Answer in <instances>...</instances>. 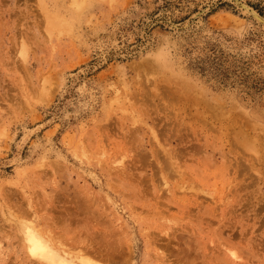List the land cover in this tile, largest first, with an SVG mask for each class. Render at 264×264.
<instances>
[{
  "label": "rangeland",
  "instance_id": "1",
  "mask_svg": "<svg viewBox=\"0 0 264 264\" xmlns=\"http://www.w3.org/2000/svg\"><path fill=\"white\" fill-rule=\"evenodd\" d=\"M72 2L0 0V264L24 259L21 203L69 237L110 227L125 264H164L177 241L208 264H264V188L243 171L264 151V0Z\"/></svg>",
  "mask_w": 264,
  "mask_h": 264
},
{
  "label": "snow or ice",
  "instance_id": "2",
  "mask_svg": "<svg viewBox=\"0 0 264 264\" xmlns=\"http://www.w3.org/2000/svg\"><path fill=\"white\" fill-rule=\"evenodd\" d=\"M86 4L84 0H73L71 7L82 8ZM185 7H188L185 4ZM196 7L195 0H192L191 8L194 10ZM138 35V34H137ZM264 36V33L261 34ZM165 39H170V37H165ZM179 39V38H178ZM191 42L188 44L181 45V47H189ZM27 49L22 48L20 51V56L24 57ZM261 54L264 55V44L261 45ZM204 53V49H199L194 51V55L199 56ZM207 55V53H204ZM157 59H159L157 57ZM234 59V58H233ZM213 69L216 75L220 77H230L233 78L237 83L241 82V77L244 75L243 68H237L236 64H228L225 61H221L218 65L214 64ZM251 119H257L255 114H252ZM260 127L264 129V109L258 117ZM261 142L264 144V136H261ZM249 151L253 152L254 158H250L246 162L244 173L247 176L250 172H254L252 180L255 181L259 178V183L262 188H264V151H261L259 155L255 154L254 148H249ZM259 162V171H256V163ZM134 162V161H133ZM123 163V161H120ZM168 167V161L164 160L161 163V168L166 169ZM73 212V217L76 222L86 219L88 214V209L83 205H76ZM264 212V208L261 209ZM19 216L21 217L19 223L23 229V240H24V259L19 262V264H56L53 259L54 252L53 248H59L64 250V254L67 255L68 251L64 249V245L69 242L70 239H75L79 246H90L95 253V257L89 259L86 264H125V261L119 258L120 250L117 249L115 244V236L112 233L110 227L104 226L101 228H92L90 225L85 227H80L77 229L79 236L76 233H72L69 237L68 233L70 229L63 227L64 220L66 218L57 219L56 223L60 224L61 227L53 228L52 221L49 220L48 216L41 212L40 209H32L29 203L27 207L21 203V207L18 209ZM35 213H40L39 215ZM251 215V211L249 212ZM260 225L261 229H264V214L260 215ZM169 227L166 229L158 230L161 236H169V241L176 240V233L179 231V222L169 220ZM175 223L177 228L174 230L171 225ZM39 225V226H37ZM170 233H173L170 235ZM252 238L249 237V240ZM261 247L264 248V231H261L258 235ZM207 241L201 245L197 251H203L206 247ZM214 247V246H213ZM159 255H164L159 249L156 250ZM168 256L164 261V264H208L207 261L201 262L198 258L193 259L191 257L192 249L189 247L188 243H181L177 241L176 243H170L169 248L166 249ZM228 255L233 261L238 259L236 251H229ZM60 264H69L67 261H60ZM127 264H135L134 261L129 260Z\"/></svg>",
  "mask_w": 264,
  "mask_h": 264
},
{
  "label": "bare ground",
  "instance_id": "3",
  "mask_svg": "<svg viewBox=\"0 0 264 264\" xmlns=\"http://www.w3.org/2000/svg\"><path fill=\"white\" fill-rule=\"evenodd\" d=\"M237 4V3H236ZM246 9V8H245ZM244 9V10H245ZM245 11H249L248 9L247 10H245ZM247 13V12H246ZM249 13V12H248ZM251 13V12H250ZM252 15H254L253 13H251ZM257 15V14H256ZM260 17V16H259ZM200 24V23H199ZM187 88V87H186ZM184 101V100H183ZM188 113V112H187ZM244 152V151H243ZM127 155V154H126ZM172 155V154H171ZM183 155V154H182ZM123 156V155H122ZM168 161V160H167ZM180 161V160H179ZM240 161V160H239ZM161 162V161H160ZM239 163V162H238ZM149 164V163H148ZM123 165V164H122ZM159 165V164H158ZM119 167H121V166H119ZM123 167H124V165H123ZM122 167V169H124ZM245 167V166H244ZM121 169V168H120ZM164 170H166V169H164ZM119 171V170H118ZM244 171V170H243ZM125 172V171H124ZM128 172V171H127ZM165 172H167V171H165ZM170 172V171H169ZM121 174V173H120ZM124 176V174L122 175V177ZM168 177V176H167ZM173 177V176H172ZM177 179V178H176ZM193 188V187H192ZM192 188H191V190H192ZM197 190V189H196ZM193 191V190H192ZM198 191V190H197ZM195 192V191H194ZM200 192V191H199ZM207 192V191H206ZM233 192V191H232ZM84 193V192H83ZM192 193V192H191ZM85 194V193H84ZM206 194V193H205ZM232 196H234V194L232 195ZM91 197V196H90ZM66 198V197H65ZM54 198H52V200H53ZM86 199V198H85ZM84 199V203H86V205H87V201ZM67 200V199H66ZM54 201V200H53ZM52 201V202H53ZM86 201V202H85ZM88 204H90V201L88 200ZM185 202V201H184ZM193 202V201H192ZM201 203V202H200ZM50 205V204H49ZM91 205V204H90ZM89 205V206H90ZM229 205V204H228ZM52 206V205H51ZM89 206H87V207H89ZM35 207V206H34ZM89 209V208H88ZM218 209V208H217ZM191 210V209H190ZM217 211V210H216ZM72 212V211H71ZM89 212V211H88ZM258 213V212H257ZM214 214H215V212H214ZM54 215V214H53ZM64 215V214H63ZM70 213H69V218H67V219H72V215H71V217H70ZM90 215V214H89ZM217 216H218V214H217ZM50 217H53V216H50ZM61 217H63V216H61ZM66 217V216H65ZM97 217V216H96ZM195 217V216H194ZM48 218H49V216H48ZM59 218V217H58ZM64 218V217H63ZM89 218H90V216H89ZM220 218V217H219ZM51 220H52V218H50ZM91 219V218H90ZM96 219V218H95ZM53 220H54V218H53ZM57 220V219H56ZM69 220V221H70ZM73 221H74V218L72 219ZM86 220V219H85ZM85 220H83L84 222H86ZM81 221V220H80ZM79 221V222H80ZM94 221V220H93ZM168 221V220H167ZM19 223V222H18ZM71 223V222H70ZM69 223V224H70ZM73 223V222H72ZM55 224H56V222H55ZM89 225H91L90 224V222L88 223ZM97 224V223H96ZM57 226V225H56ZM61 226V225H60ZM72 226H74V225H72ZM91 226H96V225H91ZM101 226V225H100ZM18 227V226H17ZM20 227V230H21V234H22V240H23V229H22V227H21V225L19 226ZM72 230H73V228H72ZM213 230V229H212ZM79 236V235H78ZM71 237V236H70ZM23 244H24V240H23ZM69 245H70V243H68ZM68 244H65L64 245V249H66L67 251H68V254L67 255H65L64 254V250H61V249H59V248H53V252H54V256H53V259L55 260V262H56V264H60V261H62V260H64V261H67V262H69V264H86V262L88 261V257L87 258H84V256L86 255V254H92L93 253V251H92V249H91V247L90 246H80L81 248H83V249H81L80 248V250H82V251H79V250H77V251H79V252H76L75 251V249H74V247L73 248H71V247H68ZM76 244V243H75ZM75 246V245H74ZM118 248V247H117ZM77 249V248H76ZM121 249V248H120ZM121 251V250H120ZM230 251V250H229ZM235 251V250H234ZM88 252H90V253H88ZM92 252V253H91ZM165 252V251H164ZM163 252V253H164ZM91 257H93L92 255H90ZM123 256V255H122ZM163 258H164V256H163ZM241 259V258H240Z\"/></svg>",
  "mask_w": 264,
  "mask_h": 264
}]
</instances>
